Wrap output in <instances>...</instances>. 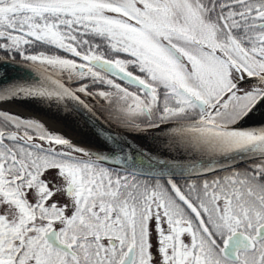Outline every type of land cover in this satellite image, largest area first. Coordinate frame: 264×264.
<instances>
[{"label": "snow or ice", "instance_id": "snow-or-ice-1", "mask_svg": "<svg viewBox=\"0 0 264 264\" xmlns=\"http://www.w3.org/2000/svg\"><path fill=\"white\" fill-rule=\"evenodd\" d=\"M8 65L0 264H264V0H0Z\"/></svg>", "mask_w": 264, "mask_h": 264}, {"label": "water", "instance_id": "water-1", "mask_svg": "<svg viewBox=\"0 0 264 264\" xmlns=\"http://www.w3.org/2000/svg\"><path fill=\"white\" fill-rule=\"evenodd\" d=\"M0 71H4L6 73L3 77H0V84H4L11 80L27 79L30 75L27 71L12 65H8L7 68L0 66ZM80 124L91 136L89 128L83 123V121H81Z\"/></svg>", "mask_w": 264, "mask_h": 264}, {"label": "bare ground", "instance_id": "bare-ground-1", "mask_svg": "<svg viewBox=\"0 0 264 264\" xmlns=\"http://www.w3.org/2000/svg\"><path fill=\"white\" fill-rule=\"evenodd\" d=\"M21 103H27V102H21ZM78 134L84 138V139H92V137L90 136V134L81 126V124L79 125L78 128Z\"/></svg>", "mask_w": 264, "mask_h": 264}]
</instances>
